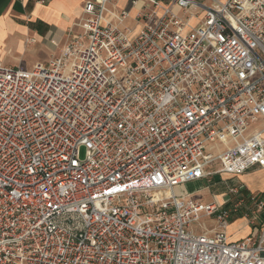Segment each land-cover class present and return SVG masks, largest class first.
I'll return each mask as SVG.
<instances>
[{"label":"built area","instance_id":"built-area-1","mask_svg":"<svg viewBox=\"0 0 264 264\" xmlns=\"http://www.w3.org/2000/svg\"><path fill=\"white\" fill-rule=\"evenodd\" d=\"M113 1L46 65L0 62V264H264V222L225 233L243 200L175 192L264 169V0H132L134 37Z\"/></svg>","mask_w":264,"mask_h":264},{"label":"crops","instance_id":"crops-1","mask_svg":"<svg viewBox=\"0 0 264 264\" xmlns=\"http://www.w3.org/2000/svg\"><path fill=\"white\" fill-rule=\"evenodd\" d=\"M86 1L89 0H0V62L6 67L16 69L13 67V61L19 58L16 55H11L10 41H17L22 45L29 41L31 43L46 41L50 43L48 49L50 59L60 56L62 49L68 44L69 40L81 33L76 24L84 16L83 5ZM131 1L114 0L107 4L102 25L115 23L117 12L125 10L128 12V18L120 23V26L127 29L131 37H134L141 30L142 23L135 19L137 9L130 6ZM36 64L42 63L37 61L32 65V68ZM30 68L21 71H30ZM260 172H264V169L255 167L238 177L247 180L252 174ZM223 178H225L224 180L232 179L225 176ZM204 181H206V184L210 183V179L198 181V184L201 183V188H203ZM206 187L208 186L206 185ZM240 187H243V185ZM244 189L252 198L257 193L248 191L247 187ZM258 193L264 195V181ZM215 203L221 205L222 199L215 198ZM251 208L253 207L251 206ZM251 208L247 209L248 213H252ZM258 215L263 220V211ZM238 216L230 221L225 231L228 241L232 243L242 241L250 235L254 236L261 229L263 223V221H260L252 225L250 220L244 216L241 218Z\"/></svg>","mask_w":264,"mask_h":264},{"label":"rangeland","instance_id":"rangeland-1","mask_svg":"<svg viewBox=\"0 0 264 264\" xmlns=\"http://www.w3.org/2000/svg\"><path fill=\"white\" fill-rule=\"evenodd\" d=\"M203 1V0H198ZM194 23V22H193ZM49 47L50 43L46 41L41 42H25V45L20 44L17 41H10L9 48L12 50L11 55H16L19 59L13 61V67L16 69H25L28 67H31L35 64V62H41L42 64L46 65L47 61L50 59V53H49ZM216 149L212 151H217ZM218 166L217 163L212 164L209 169H215ZM223 177L216 176L214 178H210V183L206 184V181H204L203 188H201V183L198 184L197 182L189 183L183 187H179L176 189L177 195H182L185 193H190L189 199L200 201L203 203H209V202H215V198H218L219 200L222 199V202H229V204L234 205L237 201V195H235L233 192H230V189L236 188L238 186L243 185V187H247L248 191L255 193L254 198L260 197L261 195L258 193L260 191L263 181H264V172L255 173L250 176L247 180H243L239 177L232 178V179H226ZM203 184V183H202ZM206 185L208 187H206ZM242 187V188H243ZM215 197V198H214ZM264 199V198H262ZM253 204V201L251 202ZM251 208V207H250ZM252 209V208H251ZM259 214V213H258ZM257 214L254 224L262 222L259 218V215ZM245 213H241L240 216H244ZM252 214L249 213L248 217L246 219L250 220ZM239 216V217H240ZM198 232H201L205 227L207 229H211L214 227V224L206 219L202 218L199 222V225L194 226Z\"/></svg>","mask_w":264,"mask_h":264},{"label":"trees","instance_id":"trees-1","mask_svg":"<svg viewBox=\"0 0 264 264\" xmlns=\"http://www.w3.org/2000/svg\"><path fill=\"white\" fill-rule=\"evenodd\" d=\"M236 194L237 195V201L238 202L239 200H243V204H242V207H241V212L239 213V216L241 215V213H247V209L250 208L251 206H253L254 202L257 201V199H261V198H264V195H261L260 197H256V198H252V196H250V194L242 187L238 186L236 187ZM253 201V204H251V202ZM229 202H226L225 203V206H229ZM238 216V217H239ZM242 216H240L241 218ZM263 222H264V210H263Z\"/></svg>","mask_w":264,"mask_h":264},{"label":"bare ground","instance_id":"bare-ground-1","mask_svg":"<svg viewBox=\"0 0 264 264\" xmlns=\"http://www.w3.org/2000/svg\"><path fill=\"white\" fill-rule=\"evenodd\" d=\"M137 7H138V5H137Z\"/></svg>","mask_w":264,"mask_h":264}]
</instances>
